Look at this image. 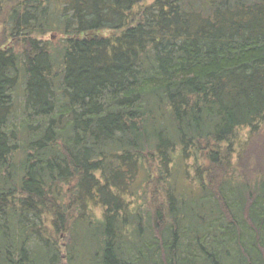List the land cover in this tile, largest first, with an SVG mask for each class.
I'll return each mask as SVG.
<instances>
[{
  "label": "trees",
  "instance_id": "16d2710c",
  "mask_svg": "<svg viewBox=\"0 0 264 264\" xmlns=\"http://www.w3.org/2000/svg\"><path fill=\"white\" fill-rule=\"evenodd\" d=\"M263 118L264 0H0V264H264Z\"/></svg>",
  "mask_w": 264,
  "mask_h": 264
},
{
  "label": "rangeland",
  "instance_id": "374dc122",
  "mask_svg": "<svg viewBox=\"0 0 264 264\" xmlns=\"http://www.w3.org/2000/svg\"><path fill=\"white\" fill-rule=\"evenodd\" d=\"M53 41L57 44V38ZM223 148L226 157L222 163L217 164V168L213 166L217 180L225 174L251 185L255 179L264 176V118L254 131L248 128L238 130L231 143H224ZM224 162L228 164L222 165ZM201 165L206 166V161L200 159V166H197L204 170Z\"/></svg>",
  "mask_w": 264,
  "mask_h": 264
}]
</instances>
